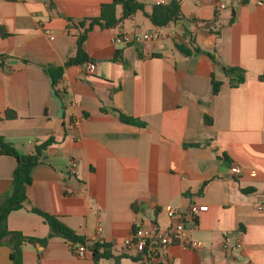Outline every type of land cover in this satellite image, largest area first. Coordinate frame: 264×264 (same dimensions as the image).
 <instances>
[{"label":"crops","instance_id":"0c3cea01","mask_svg":"<svg viewBox=\"0 0 264 264\" xmlns=\"http://www.w3.org/2000/svg\"><path fill=\"white\" fill-rule=\"evenodd\" d=\"M171 1L135 0L143 9L118 26H94L83 44L94 74L64 67L59 99L48 67L74 55L78 22L97 18L108 0H0V137L20 155L52 140L24 207L7 217L9 231L45 240L24 243L21 264H94L90 252L79 260L68 241L49 237L31 208L85 240L103 239L110 257L99 264H264V212L254 209L264 200V4L179 0L181 19L153 26L146 14ZM153 32L163 39L144 43L161 50L113 44L118 34ZM191 40L201 51L175 48ZM220 64L244 70V83L231 88ZM212 74L223 83L216 95ZM113 110L143 126L122 123ZM10 111L15 118L5 117ZM15 167L14 157L0 155V201ZM191 205L207 207L184 230L195 248L168 245L149 261L125 251L134 229H166L168 209L179 220Z\"/></svg>","mask_w":264,"mask_h":264},{"label":"trees","instance_id":"16d2710c","mask_svg":"<svg viewBox=\"0 0 264 264\" xmlns=\"http://www.w3.org/2000/svg\"><path fill=\"white\" fill-rule=\"evenodd\" d=\"M245 1L246 0H242V2ZM117 7L121 8V14L119 17L116 13ZM142 9L143 5L137 4L135 0H108V2L101 6L100 14L97 18L78 22L77 25L81 31L77 36L74 55L69 58L63 66L48 67V75L54 90V95L59 99L65 98L64 91L59 88L64 67L72 65H84L89 62L88 56L84 51L83 44L88 33L92 31L94 26L97 25L103 29L114 28L118 26L123 20L133 16L138 10ZM146 16L153 26L159 28L165 27L171 23H176L181 19L180 2L179 0H173L165 5H154L151 11L146 14ZM190 45L191 47L188 48L187 46L181 44H175V48L185 56H191L194 52L201 51L198 46H195L193 40H191ZM158 56V54H152V57ZM208 56L215 64H219L218 60L213 54L208 53ZM220 69L228 79V85L231 88H236L244 83V70L238 67H228L221 64ZM222 84V81L216 80L214 75H211L212 92L214 95L218 93ZM113 111L116 113L118 119L122 123L143 126V124L138 120L127 117L117 110ZM5 117L8 119L15 118V113L12 111L6 112ZM51 143L52 140L49 139L46 142L35 146L33 154L20 155L10 143H7L4 138L0 137V155L12 156L16 159V167L12 175L11 193L7 198L0 201V246L7 245L10 247L13 264H21V247L24 243L45 242V240L25 238L19 233L9 231L6 222L8 215L19 211L24 207V203L27 200L26 188L28 185H30L32 180V170L44 161L45 152ZM30 211L44 218L50 230L49 237H61L70 244H85V239L77 236L71 229L62 224L54 216L43 213L35 208H31ZM87 247L89 252L92 254L94 264H99V260L102 258L108 259L110 257L109 246L107 244L98 245L93 243Z\"/></svg>","mask_w":264,"mask_h":264},{"label":"built area","instance_id":"2783aa9c","mask_svg":"<svg viewBox=\"0 0 264 264\" xmlns=\"http://www.w3.org/2000/svg\"><path fill=\"white\" fill-rule=\"evenodd\" d=\"M258 6L264 4V0H256ZM223 5L220 6V9ZM163 39V35L153 32L151 34H118L113 38L114 45L126 46L130 43H144V42H160ZM83 74L86 78L91 77L94 74V68L90 63L84 64ZM230 174L233 177H237L240 174V169L234 166L230 169ZM69 175L75 177L77 175V167L75 162L69 164ZM254 209L258 212H264V200L254 204ZM206 206L191 205L185 218L179 220L175 219V212L172 209L167 210V216L171 221L170 225L166 229H160L155 225H149L147 227H138L124 239L123 244L125 251L134 250L143 261H149L151 259H162L163 250L166 246L177 244L182 247L195 248L193 244H190L184 237V230L187 223L190 220H195L199 214L206 211ZM104 245L105 241L101 238H92L91 240H85V244H70V248L74 256L79 260H85L89 254L88 244ZM237 249L241 248L240 244L236 245Z\"/></svg>","mask_w":264,"mask_h":264},{"label":"water","instance_id":"95a60500","mask_svg":"<svg viewBox=\"0 0 264 264\" xmlns=\"http://www.w3.org/2000/svg\"><path fill=\"white\" fill-rule=\"evenodd\" d=\"M142 48L144 52L149 53L150 51L161 50L162 45L160 43H156L152 45L148 43H142ZM216 66L219 67V64H217ZM0 264H13L11 258V249L7 245L0 246Z\"/></svg>","mask_w":264,"mask_h":264}]
</instances>
